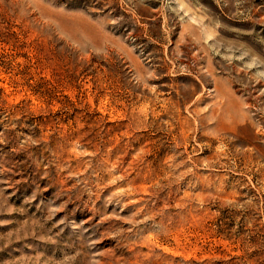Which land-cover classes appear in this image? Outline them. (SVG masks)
Instances as JSON below:
<instances>
[{
	"label": "rangeland",
	"instance_id": "rangeland-1",
	"mask_svg": "<svg viewBox=\"0 0 264 264\" xmlns=\"http://www.w3.org/2000/svg\"><path fill=\"white\" fill-rule=\"evenodd\" d=\"M0 264H264V0H0Z\"/></svg>",
	"mask_w": 264,
	"mask_h": 264
}]
</instances>
